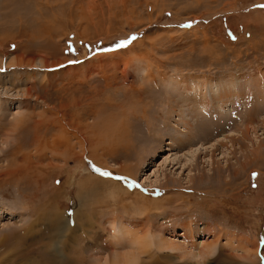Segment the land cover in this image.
<instances>
[{
  "label": "rangeland",
  "instance_id": "obj_1",
  "mask_svg": "<svg viewBox=\"0 0 264 264\" xmlns=\"http://www.w3.org/2000/svg\"><path fill=\"white\" fill-rule=\"evenodd\" d=\"M8 2L0 179L28 190H0V263L47 237L35 221L57 194L73 221L34 264L113 259L122 229L218 241L205 264H264V0H50L54 37L33 43ZM62 129L82 133L85 152L74 137L77 155L54 147ZM148 252L141 264H197Z\"/></svg>",
  "mask_w": 264,
  "mask_h": 264
},
{
  "label": "bare ground",
  "instance_id": "obj_2",
  "mask_svg": "<svg viewBox=\"0 0 264 264\" xmlns=\"http://www.w3.org/2000/svg\"><path fill=\"white\" fill-rule=\"evenodd\" d=\"M13 1L14 3H18V8H19L18 11H20L18 14V18L15 21H17L16 22L18 25L17 29L19 33L22 35V36L20 35L21 39H27L29 40V42L33 43L38 40H42V39L49 40L52 37H54L55 30L51 26L49 19L46 18L48 13L55 8L53 5L50 4L51 3L50 0H47L48 2L46 0H13ZM10 6L11 5L9 2L7 3V0H0V33L1 34L4 33L7 29L6 26L7 19L11 16V12L9 10ZM2 30H4V32H1ZM6 38L7 37L5 36L4 38H0V48L2 51L3 49H5V46L7 45ZM23 48L24 47H22V49ZM4 54H2V56ZM31 60H33V58ZM23 62L24 59H21L19 61L16 60L15 62L13 61L11 65L15 64L19 66L20 63ZM62 131H64L63 134L64 136L62 138L63 140L62 139L58 140L57 138V140H55V144L53 145L54 147H61V145H64L65 150L68 152L67 154H72L74 156L76 153L74 154L73 147L71 145V139L74 137L75 139L78 140L77 143L78 145H80L82 150L84 149L83 152H85V148H86L85 146L88 143V141L87 138L84 137L82 133L81 134L77 133L75 131H72L71 129L70 130L62 129ZM26 158L25 161L27 160ZM28 165H26L27 166L26 169H28ZM54 168H58V167H54ZM33 172L34 171H32L31 173ZM20 178L22 177L20 176ZM25 184L26 183L23 184L17 183L15 185H11L9 184V182L2 183L0 179V190L5 193H7L8 190H14V192H16L19 195V197L22 198L24 194L26 195L28 190ZM65 184L66 182L63 181L59 189H61ZM59 196L55 194L54 196L50 197V199H46L47 201L45 204L46 206L45 210L40 213V216L35 221V223L37 222L40 223L41 221L48 226L47 237H44L43 240H40L41 238H39L40 241H35L29 245H27L25 241H18L17 248L15 250L10 251V253L12 252L14 257L13 262L15 263L17 262L18 264H34L38 256L41 255V253L43 254H47L48 252L52 253V251H54L56 247L59 249V247H62L64 245V241H61L62 240L61 238L62 236L65 237V234L69 231V228L71 227V222L73 220L68 218L65 212H62L61 210H59L57 206H55L56 203L58 202ZM33 201L34 200L31 201L28 200V202L25 201V206L21 204L23 206V208L21 209L25 211L26 214L30 213L29 208H31ZM39 218H41L42 220H40ZM31 228H30L31 229L30 233L33 234L35 232L34 231L35 229L33 227ZM119 234L120 236L118 235L115 241V245H113L116 246L113 259L110 257H104L98 262V264H141V255L147 253L149 254L150 252H148V250H150L152 247H155L158 250H164V249L176 250L180 252L183 256L191 257L197 262V264H205L206 260L216 255L219 248L218 241L202 242V243H198V245L194 243L191 244V242L190 244L187 243V244L179 245L178 243L175 244L172 241H167V240L159 239V241H154L153 240L154 238L152 239V237H147V236L144 238L135 237L133 233H130L125 229H122L119 232ZM3 242L5 241H0V243ZM255 253H253L254 256ZM16 259H18V261ZM75 259L76 258H74V260ZM88 263L89 262H87L86 260H81V259H77L75 262V264H88ZM2 264H12V263L8 261ZM51 264H53V262H51Z\"/></svg>",
  "mask_w": 264,
  "mask_h": 264
},
{
  "label": "snow or ice",
  "instance_id": "obj_3",
  "mask_svg": "<svg viewBox=\"0 0 264 264\" xmlns=\"http://www.w3.org/2000/svg\"><path fill=\"white\" fill-rule=\"evenodd\" d=\"M261 7H264V5H262ZM133 39H135V37H133ZM127 43H128V41H124V42H121L119 45H118V47H124V46H126L127 45ZM95 171H97V172H99L101 175H103V176H111L112 174L111 173H108V172H100V170L99 169H94ZM116 179H121L120 177H116ZM57 183H59V181L57 182Z\"/></svg>",
  "mask_w": 264,
  "mask_h": 264
}]
</instances>
